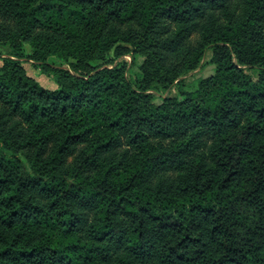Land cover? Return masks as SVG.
<instances>
[{"label": "trees", "instance_id": "16d2710c", "mask_svg": "<svg viewBox=\"0 0 264 264\" xmlns=\"http://www.w3.org/2000/svg\"><path fill=\"white\" fill-rule=\"evenodd\" d=\"M0 48V264H264V0H0Z\"/></svg>", "mask_w": 264, "mask_h": 264}, {"label": "rangeland", "instance_id": "374dc122", "mask_svg": "<svg viewBox=\"0 0 264 264\" xmlns=\"http://www.w3.org/2000/svg\"><path fill=\"white\" fill-rule=\"evenodd\" d=\"M28 51L30 52L31 50L28 49ZM9 50L8 49H4V48H0V54H4V53H8ZM215 53V49H210L206 52L200 66L194 70L191 71L190 73L186 74L185 76H183L182 78H184L187 81H192L193 79L197 78V77H204V78H209L212 77L213 75H215L216 72V66L213 63V55ZM132 52L131 49L129 52H127L122 58L118 59V61H126L129 64V76L131 79H134L137 77V75L140 74V64L143 60V58H138L137 59V64L135 66H131L132 63ZM115 65V64H114ZM180 78V80L182 79ZM178 82V81H177ZM176 82V85H177ZM176 87V86H175ZM175 87L173 88V91H176ZM166 95L163 93H156V103H161V97L160 96Z\"/></svg>", "mask_w": 264, "mask_h": 264}]
</instances>
